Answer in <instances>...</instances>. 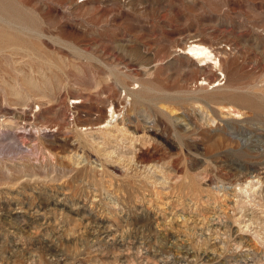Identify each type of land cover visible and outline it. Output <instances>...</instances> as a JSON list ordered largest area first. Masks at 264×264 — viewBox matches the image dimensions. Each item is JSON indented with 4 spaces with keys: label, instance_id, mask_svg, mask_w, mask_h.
<instances>
[{
    "label": "rangeland",
    "instance_id": "rangeland-1",
    "mask_svg": "<svg viewBox=\"0 0 264 264\" xmlns=\"http://www.w3.org/2000/svg\"><path fill=\"white\" fill-rule=\"evenodd\" d=\"M201 263L264 264V0H0V264Z\"/></svg>",
    "mask_w": 264,
    "mask_h": 264
},
{
    "label": "bare ground",
    "instance_id": "bare-ground-1",
    "mask_svg": "<svg viewBox=\"0 0 264 264\" xmlns=\"http://www.w3.org/2000/svg\"><path fill=\"white\" fill-rule=\"evenodd\" d=\"M195 43H196V42H195ZM197 45H198V44H197ZM198 47H199V46H198ZM194 48H195V47H194ZM211 48H212V46H211ZM212 49H213V48H212ZM185 50H187V49H185ZM189 50H190V49H189ZM214 50H216V49H214ZM217 50H218V49H217ZM191 51H193V50L191 49ZM183 52H184V51H183ZM201 52H202L201 50L198 51V53H201ZM196 55H197V54H196ZM215 55H216V53H215ZM205 56L208 57L207 54H206ZM215 57H216V56H215ZM218 64H219V63H218ZM201 69H202V68H201ZM76 108H77V107H76ZM112 118H113V117H112ZM149 167H150V166H149ZM144 169H145V168H144ZM211 218H212V217H211ZM218 220H219V219H218ZM174 221H175V220H174ZM177 221H178V220H177ZM208 222H209V221H208ZM182 224H183V223H182ZM220 225H221V224H220ZM109 231H110V230H109ZM104 232H106L105 234L108 235L107 231L104 230ZM103 234H104V233H103ZM109 234H110V233H109ZM104 236H105V235H104ZM109 237H110V236H109ZM206 251H207V250H206ZM210 251H211V250H210ZM208 252H209V251H208ZM191 253H192V252H191ZM211 253H213V252H211ZM211 253H207V252L203 253V258L205 259L206 257L211 256V255H212ZM210 254H211V255H210ZM214 254H215V253H214ZM214 254H213V255H214ZM188 255L191 256V255L188 254V252H187V256H188ZM189 256H188L187 258H190ZM217 256H218V255H217ZM194 258H195V257H194ZM214 258H215V257H214ZM181 259H182V258H181ZM185 259H186V258H185ZM211 259H212V258H211ZM211 259H210V261H211ZM201 264H202V263H201Z\"/></svg>",
    "mask_w": 264,
    "mask_h": 264
}]
</instances>
